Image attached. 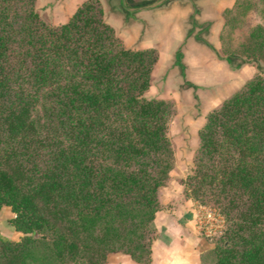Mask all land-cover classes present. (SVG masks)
<instances>
[{"label":"trees","instance_id":"trees-1","mask_svg":"<svg viewBox=\"0 0 264 264\" xmlns=\"http://www.w3.org/2000/svg\"><path fill=\"white\" fill-rule=\"evenodd\" d=\"M35 1L0 0V211L23 234L0 235V264H33L40 246L43 264H106L117 253L151 264L173 157L172 104L143 97L158 52L125 48L98 0L59 26ZM221 44L227 58L264 62V22ZM198 137L183 185L224 216L213 264H264V75L212 110Z\"/></svg>","mask_w":264,"mask_h":264},{"label":"rangeland","instance_id":"rangeland-1","mask_svg":"<svg viewBox=\"0 0 264 264\" xmlns=\"http://www.w3.org/2000/svg\"><path fill=\"white\" fill-rule=\"evenodd\" d=\"M85 1L87 0H36L35 10L42 21L50 25L59 26L66 23L76 9ZM116 1L113 0L109 3V9H103L99 1L103 20L107 24L109 17L113 15L117 20H123L121 9H114V6L117 5ZM251 3L255 6L257 5V7L250 6ZM234 4H238V2ZM233 7L234 5L228 8L231 12L225 16L223 14L224 10L220 18L216 20L221 24L217 34L218 43L216 44V49L218 56L223 58L227 54L224 51L225 48H222L221 37H224L227 45L230 41L239 44L246 39L249 29L264 22V6L261 7V5L257 4V0H239L238 7L236 9H233ZM130 19L129 22H131ZM226 25L228 26L227 28H225ZM230 32L232 33L231 38ZM115 35L118 37L116 32ZM233 57L242 63L246 62L254 67V70H252L254 72L243 76L242 79H236L235 85H232L229 89L219 87V89H188L186 80L181 76V70L175 67L170 58H168L160 63L157 62L152 71L150 88L143 95L147 100L154 99L170 102L173 109L167 130V137L173 155L172 167L165 186L158 192L160 209L156 213L155 218L158 217L159 220L166 219L172 215L179 217L183 222H187L186 220L191 221L188 226L190 231L193 233L197 232L205 245L204 247L208 246L201 251L200 264L214 263L212 246L218 243L219 238L226 231V222L219 208L211 202L194 200L183 185L194 167V158L199 147L198 131L203 127L206 116L212 110L220 107L226 99L241 89L253 76L259 73L264 75L263 61L248 60L242 55ZM256 66L258 67L257 70ZM200 71L203 74L214 75V70L209 64L203 65ZM218 76V80L227 81L223 75L219 74ZM37 115H43V110L39 108ZM14 218L15 214L9 207L2 208L0 211V235L11 241H19L23 234L14 231L9 225V222ZM154 227L156 229V238L153 243L161 236V232L155 223ZM47 252L46 246L37 247L31 254L34 259L33 264H43L41 262L42 256H47ZM110 255L115 254H109L107 258Z\"/></svg>","mask_w":264,"mask_h":264},{"label":"crops","instance_id":"crops-1","mask_svg":"<svg viewBox=\"0 0 264 264\" xmlns=\"http://www.w3.org/2000/svg\"><path fill=\"white\" fill-rule=\"evenodd\" d=\"M99 1L103 9H109L113 0ZM235 1L117 0L114 9H121L123 20L119 21L113 15L108 24L126 48L155 49L158 63L170 58L172 64L181 70L188 89H229L235 85L236 79L254 72V67L246 62L217 54V34L221 24L216 20ZM206 64L212 67L214 75L200 71ZM219 74L227 81L218 80ZM186 221L172 215L166 219L155 218L161 236L151 247V264H200L201 251L208 246L204 247L197 232L190 231L191 221ZM106 264L137 263L128 256L115 254L107 258Z\"/></svg>","mask_w":264,"mask_h":264},{"label":"water","instance_id":"water-1","mask_svg":"<svg viewBox=\"0 0 264 264\" xmlns=\"http://www.w3.org/2000/svg\"><path fill=\"white\" fill-rule=\"evenodd\" d=\"M36 237L38 236V235H35Z\"/></svg>","mask_w":264,"mask_h":264}]
</instances>
